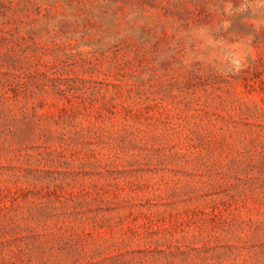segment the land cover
Returning a JSON list of instances; mask_svg holds the SVG:
<instances>
[{
    "label": "rangeland",
    "instance_id": "obj_1",
    "mask_svg": "<svg viewBox=\"0 0 264 264\" xmlns=\"http://www.w3.org/2000/svg\"><path fill=\"white\" fill-rule=\"evenodd\" d=\"M0 264H264V0H0Z\"/></svg>",
    "mask_w": 264,
    "mask_h": 264
}]
</instances>
